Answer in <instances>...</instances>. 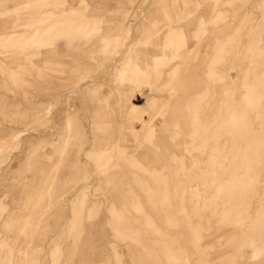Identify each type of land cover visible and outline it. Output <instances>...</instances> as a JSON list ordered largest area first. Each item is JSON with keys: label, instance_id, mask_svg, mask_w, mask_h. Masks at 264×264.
I'll return each mask as SVG.
<instances>
[{"label": "rangeland", "instance_id": "rangeland-1", "mask_svg": "<svg viewBox=\"0 0 264 264\" xmlns=\"http://www.w3.org/2000/svg\"><path fill=\"white\" fill-rule=\"evenodd\" d=\"M0 264H264V0H0Z\"/></svg>", "mask_w": 264, "mask_h": 264}, {"label": "bare ground", "instance_id": "bare-ground-1", "mask_svg": "<svg viewBox=\"0 0 264 264\" xmlns=\"http://www.w3.org/2000/svg\"><path fill=\"white\" fill-rule=\"evenodd\" d=\"M245 54H246V52H245ZM256 82H257V81H256ZM98 83H99V81H98ZM261 84H262V83H261ZM262 85H263V84H262ZM80 87H81V86H80ZM242 87H243V86H242ZM246 88H248V87H246ZM243 89H244V87H243ZM247 90H248V89H247ZM249 90H250V89H249ZM249 90H248V91H249ZM245 93H247V92H245ZM155 218H156V217H155ZM123 223H125V222H123ZM179 225H180V224H179ZM123 226H124V225H123ZM121 227H122V224H121ZM124 227H125V226H124ZM124 227H123V228H124ZM184 228H185V227H184ZM134 229H135V228H134ZM123 230H125V229H123ZM131 230H133V229H131ZM131 232H134V231H131ZM139 234H140V233H139ZM125 236H126V234H125ZM125 236H124V237H125ZM188 236H189V234H188ZM124 237H123V238H124ZM126 237H127V239H129L130 236H129V237L126 236ZM139 237H140V236H139ZM172 237H173V236H172ZM130 238H131V237H130ZM132 238H134V237H132ZM136 238H137V237H136ZM139 242H140V241H139ZM188 246H189V244H188ZM190 247H191V246H190ZM202 257H203V256H202ZM202 257H201V258H202ZM204 257H205V256H204Z\"/></svg>", "mask_w": 264, "mask_h": 264}]
</instances>
